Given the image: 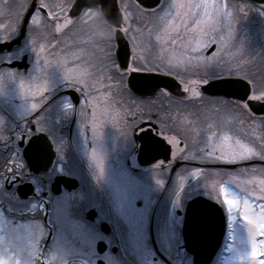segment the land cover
Segmentation results:
<instances>
[{"label": "flooded vegetation", "instance_id": "af4514ba", "mask_svg": "<svg viewBox=\"0 0 264 264\" xmlns=\"http://www.w3.org/2000/svg\"><path fill=\"white\" fill-rule=\"evenodd\" d=\"M79 1L77 0V7L72 10L73 16L79 15L80 10L89 4H96L102 9L103 5L112 9L108 17L111 18L110 22L119 20V0H84L81 5H78ZM149 1L152 0H146V2ZM18 2L17 6L20 8L18 12L22 14L0 20V24L10 23L9 28L1 29L4 32L0 33V39H7L2 43L14 40L19 34L24 8L28 6L29 0ZM202 2L224 3L225 15L220 18L221 31L227 32L230 29L231 33L236 34L232 35V46L227 51L234 52L235 48L241 46L240 52L235 54L236 59L246 62L244 65L246 71L256 76L264 75V53L260 52L264 46V4L252 0H202ZM164 3L165 0H158L157 5ZM21 4L23 7H20ZM7 9L9 10L8 5ZM11 29L15 30L11 32ZM95 31L94 22L87 19L74 25L64 34L53 31L52 38L56 39L57 47L48 49L49 60L62 59L66 52H74L77 49H83L85 53L94 52L97 43ZM40 33L41 30L35 24L28 22L20 44L9 52L0 53V72H6L7 69L4 68H9L14 70L18 77H30L34 73L36 61V52L33 51L31 41ZM124 39L127 42V38L124 37ZM40 42L46 43V39H39L37 47ZM255 44L259 47L249 52L247 45ZM120 50L119 47V52ZM9 53L11 55L8 59L11 63L18 62L16 67L11 68L9 67L11 63L5 62V56ZM44 55L45 53H41L42 58ZM42 58L41 63H43ZM82 59L88 60L89 57L84 55ZM119 60H121V54ZM73 63L70 59L64 67L70 69ZM151 74L169 76L176 80L175 76L163 72ZM96 78L92 76L89 79L90 85ZM47 79L50 88L48 100L39 113L40 123L36 124L34 118H29L28 127L32 128V132L27 136L30 139L17 138L14 141L18 145L21 159L26 164L27 174L15 184L5 183L0 186V215H3L4 210L6 214L15 213L18 216H25V210L32 202H42L49 213L52 225H56V221L62 219L70 222L81 221V228L84 229L82 236L88 234L95 237V246H93L95 253L94 251L84 252L78 236L70 234L66 239L71 240V247L75 246L74 248L81 251L80 257L78 260L69 261L67 256L63 258L62 264H145V261H150L151 264H192L191 256L183 248L184 210L186 203L192 198L204 197L217 204L223 216L224 236L217 253L209 263L221 264L220 258L225 247L229 220L224 207L217 203L213 196L219 193L220 183L228 184L232 191L239 192L246 186L248 180L233 179L235 181H232L223 174L209 173V183L215 184L212 194L205 187L204 190L197 191L186 200L185 184L181 188L177 177L178 174L185 175L184 170L189 172L193 167H200L203 170H234L239 166L201 160H174L171 150L168 151L167 159H164L166 152L163 148H147L145 156L140 157L139 152L144 146L143 137L138 136L139 129L136 133L130 132V129L128 133H125V123L130 120V117L124 114L123 109L128 107L130 101L127 98L122 100L115 86L109 89L107 81H104L103 89L96 85L90 92L89 103L85 104L81 86H73L63 81V71L55 63L48 67ZM176 81L179 84V81ZM29 83L35 87L39 82H29L26 79V88ZM230 90L233 91L231 88ZM180 91L183 92L182 86ZM101 92L110 94L105 98L100 95ZM204 97L203 105L195 101L187 105L176 103L169 105L168 101H157L158 107L163 106L170 114L177 117L170 123L179 124L178 117L186 118L189 129L188 140L192 139L203 145L206 142L208 125L215 124L217 127L212 128V131H218L226 120V115L208 108V100L228 98L207 95ZM65 98H70L74 110L66 112L63 109ZM37 100L38 97L31 91L25 93V100H23L19 93V81L5 78L0 85V117L4 118L5 126L10 130L23 129V118L20 115L22 106L26 101ZM153 115L155 116V113ZM93 120L98 125L100 133L98 138L93 136L91 128ZM149 126L147 123L144 124L145 129ZM152 134H157V128H152ZM31 140L34 141L36 153L33 168L24 157ZM94 147L98 148L101 157L100 167H97L89 156ZM146 155L156 156L157 160L151 164H144L142 160L143 162L148 160ZM6 156L7 151L0 147V161ZM157 161H164L163 169H157ZM177 163L182 164L174 168ZM246 163L262 165L264 161L255 159ZM220 166L234 167L229 169ZM254 175L257 178L260 177L259 173ZM158 180L162 183H158ZM247 186L255 187L257 190L260 188V185ZM16 193H19V196ZM90 212H93L91 219L88 216ZM238 218L241 221V218ZM14 228L15 231H13ZM21 230L23 229L16 228L12 221L5 218L1 230L6 240L5 247L22 246L19 242L22 241L24 232L21 237L19 233ZM28 236L30 237L29 234ZM138 237L141 244L136 246ZM100 242L102 248H99L98 252L97 243ZM77 244H79L78 248Z\"/></svg>", "mask_w": 264, "mask_h": 264}, {"label": "snow or ice", "instance_id": "6c2138e0", "mask_svg": "<svg viewBox=\"0 0 264 264\" xmlns=\"http://www.w3.org/2000/svg\"><path fill=\"white\" fill-rule=\"evenodd\" d=\"M7 5L8 0H0V15L6 14ZM75 7L77 0H29L28 6L24 8V16L31 8L27 21L41 30L40 35L34 36L31 41L33 51L36 52L34 73L24 78L18 77L14 70L4 68L7 71L0 72V85L5 78L18 80L21 98L25 100V93L31 91L38 100L26 101L22 106L20 115L23 118V129H8L4 118L0 117V147L7 151V156L0 161V186L5 183L15 184L27 174L26 164L21 159L18 145L14 141L17 138L23 140L25 137L30 139L27 136L32 132V128L28 127L29 118H34L36 124L40 123L39 113L48 100L50 88L47 69L52 63L62 69L63 81L73 86H81L85 104L89 103L90 92L96 85L103 89L104 81H107L109 89L115 86L121 99L127 98L130 101L128 107L123 109L124 114L130 117L125 123V133H128L129 129L130 132L136 133L139 129L138 136L143 137L146 148L171 150L174 160H201L237 165L240 166V173L258 170L257 165L246 162L255 159L264 161V112L257 115L249 102L264 105V75L256 76L245 70L246 62L236 59L235 54L240 52L238 48L231 53L227 51L232 46V33L230 29L227 32L221 31L220 18L225 15L221 3L165 0L162 5L149 7L142 0H119L120 16L116 22H110L99 5L89 4L80 10L79 15L73 16L72 10ZM85 19L93 21L95 25L94 35L97 37V43L94 52L85 53L83 49H77L74 52H66L62 59L50 61L48 49L57 47L52 32L64 34ZM9 27L10 23L0 24V29ZM120 34L126 37L128 42V51L122 61L119 60L117 44ZM39 39H46V43L40 42L37 47ZM4 41L7 39H0V43ZM155 52L158 54L154 55ZM41 53H45L43 58ZM10 55L9 53L5 56L6 63H11L8 59ZM84 55H88L89 59H82ZM70 59L74 62L73 67L65 68L64 65ZM154 72L175 76L179 81L177 87L182 86L183 94L176 96L167 87L161 89L149 75ZM92 76L97 78L90 85L89 79ZM26 79L39 83L35 87L29 83L26 88ZM212 83L224 85L233 91L229 93L231 98L208 100V108L226 115V120L218 131H212V128L217 127L215 124L208 125L206 142L197 152L188 143L189 129L186 118L178 117L179 124L170 123L177 117L163 106L158 107L157 101H168L169 105H187L195 101L203 105L205 97L201 85ZM145 91L155 95H135L136 92ZM109 94L100 93L105 98ZM62 106L66 112L74 110L70 98H65ZM145 123L150 125L146 129ZM91 124L93 136L98 138V125L95 120ZM153 127L157 128L156 135L152 134ZM89 156L97 167H100L101 157L97 147L92 149ZM156 167L163 169L164 161H157ZM259 170L264 173V164L259 166ZM188 176L202 179L205 172L200 167H193L186 175L178 174L181 188ZM257 179L259 190L247 186L254 185ZM157 182L162 183L159 180ZM204 186L211 194L215 190V184L210 186L205 182ZM16 195L19 196V193ZM213 198L227 213L231 241L235 239L233 225L236 214L244 222L243 228L249 246L239 254V259H247L250 264H264V175L259 178L253 176L239 192H234L224 183H220L219 193ZM25 212V216H18L15 213L6 214L3 210V215H0V230L3 229L5 218L12 221L16 228L25 230L30 235L33 248L25 264H47L48 258L43 256V249L51 243L50 238L53 237L50 231L52 220L42 202H32ZM15 230L14 228L13 231ZM65 242L70 243L71 240L65 239ZM228 247L231 250L233 246L230 243Z\"/></svg>", "mask_w": 264, "mask_h": 264}, {"label": "water", "instance_id": "95a60500", "mask_svg": "<svg viewBox=\"0 0 264 264\" xmlns=\"http://www.w3.org/2000/svg\"><path fill=\"white\" fill-rule=\"evenodd\" d=\"M84 0H80L78 5H81V2ZM259 4H264V0H252ZM142 2L146 3L149 7L153 5H157L158 0H152L149 2H146V0H142ZM103 10L105 11V14L108 17H110V14L112 13V9L107 7L106 5H103ZM114 13V12H113ZM31 14V8L29 9V12L23 15L20 26H19V34L18 36L6 43H0V53L5 51L9 52L12 50L13 47L18 46L22 40V38L25 35L26 32V26H27V19L28 16ZM109 19V18H108ZM111 20V18L109 19ZM118 45L120 47V54H121V60L124 59L125 53L128 51V44L126 40L124 39L123 35H118ZM18 62H13L9 65V67L13 68L16 67ZM151 75L154 80L153 82L155 84H158L160 88L167 87L169 91L176 96L182 95L183 92L180 91V87H177L178 83L175 79L172 77H164L159 76L155 74H149ZM204 95L207 96H224L231 98L229 96V93L232 92L229 87H226L221 84L212 83L210 85H202L201 86ZM138 96H153L154 93L152 92H136L135 93ZM250 106L254 113L259 115L261 112H264V105H261L257 102L250 101ZM146 147L142 146L141 150L139 152V156L143 157L145 156ZM163 150L166 152V155L164 156V159H167L168 150ZM36 156V153L34 152V141L31 140L29 142V146L27 147L24 157L27 160L28 164L31 168H33L34 158ZM148 157V160L144 161L142 160V163L144 164H151L155 160H157V157H151L146 155ZM160 157V156H159ZM182 163H177L174 168L181 165ZM222 168H233L234 166H220ZM174 169H172L173 171ZM93 212H90L88 216H90V219L92 218ZM224 233V220L221 213V210L219 206L204 197H194L191 200H189L186 203L185 212H184V221L182 226V239H183V248L192 256V262L193 264H208L212 257L214 256L215 252L217 251L222 237ZM102 243L97 244L98 252L100 251L99 248H102Z\"/></svg>", "mask_w": 264, "mask_h": 264}, {"label": "rangeland", "instance_id": "374dc122", "mask_svg": "<svg viewBox=\"0 0 264 264\" xmlns=\"http://www.w3.org/2000/svg\"><path fill=\"white\" fill-rule=\"evenodd\" d=\"M18 1H22V0H9L8 2L9 10L6 12V14L0 15V18H1L0 20L10 19L12 17H16L17 15L20 16L22 14V12L20 13L18 12L20 9L19 6H17L19 3ZM222 5H224V3ZM3 32L4 30L0 29V33H3ZM232 35H236V34L232 32ZM247 47H248V51L250 52V51H255L259 46L255 44V45H247ZM238 49L240 50L241 46H238ZM260 52L264 53V46H263V49L260 50ZM188 143L191 145L192 149L197 152L200 148L204 146L202 143H198V142L196 143L192 139L188 140ZM218 164H222V163L218 162ZM259 166L260 165H257V169H258L257 171L248 172V173H240L239 172L240 166L234 170L207 169V170H204L205 176L204 178H202L203 180L193 179L190 176H188V179L185 182V199L186 200L189 199L193 194H195L199 190H204L205 182H207L210 186L212 185L208 181L209 173L219 174V175L223 174L227 179H230L232 181H235L233 179H237V177H239V179L237 180L247 181V180H250L253 176H255L254 173H259L260 176L264 175V173H262L259 170ZM184 172H186L184 173L186 175L187 171L184 170ZM189 172H191V170ZM225 185L226 187L231 189L228 184H225ZM249 186H252V185H249ZM253 186H259V180L256 181V183ZM236 215H237L236 220L233 225L235 239L231 241L230 232L226 234V237H225L227 240H229V242L232 244L233 247L231 250H229L228 246L230 243L229 244L227 243L226 247H224L223 253L221 254L222 256L220 258L222 261L221 264H250V262L247 259L243 261L239 259V254L243 252L244 250H246L249 245H248V240L246 237L247 234L243 228L244 222L242 219L241 221L239 220L238 214ZM80 224H81V221L70 222V221H67L66 219H62V220L56 221V225H58V227L56 225L50 226V231L53 233V237L50 238L51 243H49V245L43 249V256L48 258L47 264H62L63 258L67 256H68L69 261H75L79 259L81 251L74 248L75 246L71 247L72 245L71 242L70 243L65 242V239L70 234H76L78 236V241L81 242V244L83 245L82 249L84 250V252L86 251V253H88V252L94 251L95 253V250L93 247L95 246V243H94L95 237H93L92 235H88V234H85L82 236V231L84 229L81 228ZM144 226L145 225L143 224V227ZM23 232H24V237L22 241L19 242L22 246H19L17 248H8V247H5L4 245L6 240H5V237L3 236V232L0 230V264H13V262H15V264H25V261L28 259L29 255L33 252V248L31 247L32 241L26 231L21 230L19 232L21 237H22ZM140 244H141V241L138 237V239L136 240V246H139ZM76 247L78 248L79 244H77ZM145 264H151V263L150 261H145Z\"/></svg>", "mask_w": 264, "mask_h": 264}]
</instances>
